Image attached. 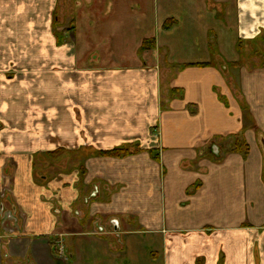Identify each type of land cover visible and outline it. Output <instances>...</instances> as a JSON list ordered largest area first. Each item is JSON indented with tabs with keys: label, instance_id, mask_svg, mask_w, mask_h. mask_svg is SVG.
<instances>
[{
	"label": "crops",
	"instance_id": "obj_1",
	"mask_svg": "<svg viewBox=\"0 0 264 264\" xmlns=\"http://www.w3.org/2000/svg\"><path fill=\"white\" fill-rule=\"evenodd\" d=\"M0 264H264V0H0Z\"/></svg>",
	"mask_w": 264,
	"mask_h": 264
},
{
	"label": "trees",
	"instance_id": "obj_2",
	"mask_svg": "<svg viewBox=\"0 0 264 264\" xmlns=\"http://www.w3.org/2000/svg\"><path fill=\"white\" fill-rule=\"evenodd\" d=\"M149 42L145 43L143 46L144 50H147L149 47ZM106 154H112L115 156H124L130 154V148L129 147H123V148H117L112 152H107Z\"/></svg>",
	"mask_w": 264,
	"mask_h": 264
},
{
	"label": "rangeland",
	"instance_id": "obj_3",
	"mask_svg": "<svg viewBox=\"0 0 264 264\" xmlns=\"http://www.w3.org/2000/svg\"><path fill=\"white\" fill-rule=\"evenodd\" d=\"M9 74H11V73H9ZM134 151H138V149L135 148Z\"/></svg>",
	"mask_w": 264,
	"mask_h": 264
}]
</instances>
